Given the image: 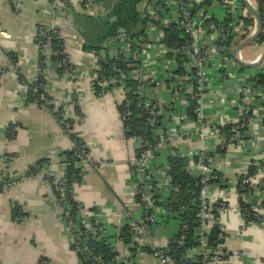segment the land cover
<instances>
[{"label":"crops","instance_id":"0c3cea01","mask_svg":"<svg viewBox=\"0 0 264 264\" xmlns=\"http://www.w3.org/2000/svg\"><path fill=\"white\" fill-rule=\"evenodd\" d=\"M60 1L66 3V8L59 7ZM14 3L16 6L10 0H0V181H14L0 186V264H38L42 260L49 264H82L72 247L76 243L74 235L65 226L61 207L48 182L49 178L66 176L61 163L64 154L73 148L55 117L58 110H62L63 119L73 121V132L87 147L93 163L79 179L73 175L70 181L73 198L85 210L81 217L91 213L95 225L102 226L101 237H110L108 241L117 254V263L160 264L151 253L133 250L132 243L118 238L121 228L135 229L142 221L133 191L144 175L136 170L139 145L126 137L120 119L119 109L124 101L120 86L104 95L95 92L98 61L96 54L87 49L88 44L77 27V17L97 18L103 15V10L94 8L98 14L91 16L81 0H14ZM42 26L60 29L75 72H61L58 64L50 60V50L46 51L43 73L49 102L39 106L28 102L26 88L39 67L41 54L36 33ZM144 40L152 47L147 51L142 74L154 79V84L145 88L146 101L159 106L162 124L172 131V137L155 149L157 153L153 154L148 174L163 180L162 188H167V145L188 159V169L193 174L197 173L194 158L202 148L214 154L213 170L220 176V184L212 185L209 194L224 199L228 205L221 214L224 247L229 253L227 263L264 264V217L258 223L244 225L234 185L247 164L254 166L264 159V111L255 105L254 122L245 130L242 140L229 144L226 153L218 155L216 151L223 138L211 137L202 144L195 135L197 124L188 117L187 107L173 103L170 91L175 78L178 79L175 58L162 51L163 40L155 31ZM117 50L128 53L123 41L111 51ZM243 70L230 54L226 70L216 66L211 72L203 96L205 120L210 127L220 128L235 120L237 81L250 76L243 74ZM172 115L179 119L171 121ZM158 132L162 135L161 130ZM40 161H45L47 168L28 177L31 168ZM251 195L253 202L264 199V176ZM15 207L24 215L23 220L14 217ZM85 220L91 227V220ZM164 228V224L154 227L150 248L167 245L171 237L159 231Z\"/></svg>","mask_w":264,"mask_h":264},{"label":"built area","instance_id":"2783aa9c","mask_svg":"<svg viewBox=\"0 0 264 264\" xmlns=\"http://www.w3.org/2000/svg\"><path fill=\"white\" fill-rule=\"evenodd\" d=\"M10 1L16 6L14 0ZM241 1L242 3L238 5L236 0H144L139 6V10L150 18L146 26V37L151 31H155L156 36L164 40V30L169 26H175L184 38L183 43L178 46L177 49H168L163 42L160 45L164 53L175 58V71L178 70V67L181 69V73L177 74L178 79L176 80L177 77L175 78L170 91L173 103L175 105L182 104L188 108V102L195 100L196 106L193 111L195 115L194 120L197 124L195 135L202 144H205L211 137L221 136L219 128H212L206 122L203 111V96L207 91L209 76L211 72L215 71L216 66L219 67V70H226L230 61L231 50L248 37L253 36L256 32V18L247 7L257 11L260 17H262L261 14L264 17V0ZM81 2L85 10L91 16L98 14L94 9L93 0H81ZM59 7L63 9L66 8V3L60 1ZM217 10L221 13H216ZM262 25H264V22H262ZM262 33L263 28L261 34ZM54 39L62 43L60 51L54 54L62 57V61L58 63V66L60 69L63 68L67 73L73 74L75 72L74 67L69 62L66 53V43L60 29L56 26H42L37 29L36 45L43 53L49 50L51 52L50 42ZM126 46L128 48L127 43ZM137 46L141 48L140 53L127 57L132 58L134 61H141V65L137 70H132L128 74V77L136 80L137 83L140 84V87L144 89L154 84V79L142 74V68L146 67L145 62L148 60L146 56L147 51L152 46L147 40L145 41L144 38L137 41ZM119 54V50L110 52V56L115 60H119ZM260 55L253 59H244L241 51H238L235 54V58L245 63H256ZM177 57L183 60L185 59L186 62L178 66L176 61ZM96 59L98 61V56H96ZM142 62H144V65H142ZM43 71L44 68L38 67L36 76L30 84L38 82L40 76L44 77ZM259 75H264V61L261 67L257 69L256 74L250 75L247 78H240L237 81V87L235 89V108L237 109V116L230 124L232 125L230 137L232 142L236 141L238 143L241 141L243 138V131L253 124V115H256L254 111L255 105H257L258 109L264 111V84L258 86ZM95 78V83L97 87L100 88L99 95L107 93L109 90L108 86H112V88L114 86H120L124 95V101L121 106L123 110L121 109L120 119L124 122L126 117L130 114L128 110L129 102L126 100L125 96L124 76H112L108 81L105 79L99 81L97 80L98 76ZM24 87L26 88V86ZM39 88L45 89V86L41 84L34 86L31 92L36 94ZM40 99L43 100V97H40ZM144 109V113L147 116V123L154 125L156 118L159 116V106L155 103L146 101ZM178 119L179 117L177 115H172L171 117V121H177ZM66 128H68V125H66ZM171 137L172 131L167 128L162 132V135H160V143H158L155 149H159L162 142L168 141ZM131 139L138 143L139 150L141 149L138 153L139 155H136V170L142 172L144 175L143 180L139 184H136L133 191V196L137 200V204L142 212V221L137 225V228H135L136 233L132 246L133 250L142 252L144 251V247L150 248L154 242L153 233L155 220L153 214H151L149 210L153 209L156 198L160 202L164 201L170 186L168 180L167 188H162L161 183L163 180L156 179L153 177L154 174L152 173L148 174V169L153 158V152L148 143L137 137ZM71 141L74 148L77 143L74 140ZM222 145L223 140L220 147H222ZM210 154L211 153H209L207 149L202 148L201 151L196 154V160L194 162V168L200 178L201 185L198 196L201 229L203 231L208 230L210 228V222L215 221V223L220 226L225 239L221 214L224 213L228 205L224 199L219 200L211 197L209 194L211 186L216 185V183L213 184L211 182L217 179L213 170L214 158ZM75 157L78 159V168L81 172L93 164L83 148H80V150L76 152ZM260 162L264 163V159ZM249 167L250 164H247L245 170L239 175L242 176L239 182L244 191L242 193L236 191L237 201L240 199L244 203H249V193L251 192L249 190H253L254 186L258 185L264 176V168L260 167V163L254 165L255 170L251 174L247 173ZM239 182L237 181L234 184L235 190ZM53 185L55 191L60 194V198L57 199V202H60L64 197L62 180L59 178L54 179ZM215 206L218 207L216 218H214L212 214ZM154 211L158 212L159 210L155 208ZM250 211L253 216V221H250L248 224L260 222L264 217V199L253 202L250 205ZM239 214L241 215L244 225H248L245 223L244 216L240 212ZM85 216L86 217L82 218L81 224L87 231H90V226L87 224L88 222L85 218L90 219L92 214L86 213ZM186 231L187 227L183 226L181 232L185 234ZM220 237L222 238V235H220ZM194 251V253L201 256L203 264H228L227 260L223 258L224 253L221 248H216L213 252L211 251L212 254H210L203 240L200 241V248ZM151 256L160 264H174L166 247H151ZM42 264L49 263L43 262Z\"/></svg>","mask_w":264,"mask_h":264},{"label":"trees","instance_id":"16d2710c","mask_svg":"<svg viewBox=\"0 0 264 264\" xmlns=\"http://www.w3.org/2000/svg\"><path fill=\"white\" fill-rule=\"evenodd\" d=\"M144 0H93L94 8H101L103 10V15L97 18L85 17L84 25L81 24L79 27V32H90V35L87 33V36L83 34L86 39L88 47L91 52L98 56V66L99 70L97 71V80L105 79L108 81L112 76H124L125 83V96L126 100L129 102V112L130 114L126 117V120L122 122L125 135L127 138L137 137L143 141H146L150 146L153 154L156 155L157 151L155 150L158 143H160V133L158 130L163 132L166 130L165 126L162 124V118L159 116L156 118L154 125L147 123V116L145 115L144 105L146 102L145 97V88H141L140 84L136 80L128 77V74L132 70H137L140 68V62L134 61L132 58L127 56H132L133 54L140 53L141 48L137 46V41L145 38L146 26L150 21L149 16L144 15L143 12L139 10L140 4ZM100 9V10H101ZM261 20L264 22V17L261 14ZM80 17H77V19ZM90 22H86L89 21ZM78 23V22H77ZM263 33L260 35L259 39L255 41L256 44H261L264 41V25ZM165 36L163 43L168 49H177L180 46L184 38L181 35L178 28L175 26H169L164 30ZM128 44V53L119 54V60H115L110 56L112 48L119 46L120 43ZM62 43L57 40H52L50 42V49L52 56L50 60L56 64L62 61V57L54 55L56 52L60 51ZM41 57L39 60V68L45 67V55L42 50H39ZM170 57V56H168ZM178 66H181L182 63L186 60L179 57L176 58ZM61 72H64V69H60ZM181 73V69L177 70V74ZM20 77V76H19ZM258 86L264 84V75L258 76ZM23 82V81H22ZM24 83V82H23ZM39 84L45 86V79L43 76L39 77V81L35 84H28V102L34 103L36 105H47L49 98L45 92V89L39 88L36 94L31 92L34 86ZM95 92L99 94L100 88L97 87L96 83H93ZM108 89H112V86H108ZM43 97V100L40 99ZM189 107L187 108V115L191 120L195 119L193 113L195 109V100L188 102ZM122 106V105H121ZM120 106L119 112L121 113L122 107ZM53 109L52 106H49ZM123 110V109H122ZM57 121L62 125L63 130L67 133L71 140L76 141L77 145L72 148V150L64 154V160L61 163V166L66 172V191L67 198H62L58 204L62 210V219L65 223V226L70 229L71 227L75 228L76 240L84 246V250L80 248L77 243L72 245L73 249L76 250V253L82 264H125L123 262L117 263V254L114 252L112 245L109 243L110 237H101L102 229L101 225H95L94 219L90 218V231H87L81 224V214L85 211L81 205L73 198L72 196V186L70 182L71 177L74 175L77 179L82 175L81 170L77 167L78 159L75 157L76 152L83 148L87 153V147L84 143L78 138L75 132H73L74 123L73 121L63 119L62 110H58L55 113ZM68 125V128H66ZM221 136L223 138V145L219 147L216 151L218 155H224L226 153L227 146L229 144H236L237 142H232L231 129L232 125H224L219 128ZM246 130V129H245ZM243 131V134L245 132ZM168 148V156L166 157V175L169 180V191L166 195V198L163 202L155 200L153 209L149 210L154 216L155 227L157 219H161L162 222L169 221L170 218H173L179 222V229L176 235L169 239L166 247L169 255L172 257L174 264H203L201 261V256L196 253H192L188 256V252H193L200 248V241L203 240L206 243V249L209 251L215 250L216 248H221L224 255L223 258L228 260L229 253L224 247V235L221 231L220 226L211 221L210 228L203 231L201 229L200 223V204L198 202L199 191L201 188L200 178L197 173H191L188 169L189 162L188 159L182 156L176 148ZM141 151H137L138 153ZM214 157V154H210ZM196 158H194L195 162ZM260 163V167L264 168V163ZM45 161L38 162L30 170L29 176L37 175L40 170L47 168ZM255 170L254 166H250L247 170V173L251 174ZM217 179L212 181L213 184H220V176L214 172ZM242 176L238 177V182ZM62 183L63 179L61 178ZM54 178H49L48 182L51 185L52 192L56 199L60 198L59 192L55 191L53 185ZM0 187V191H1ZM236 191L242 193L244 191L243 187L240 185V182L236 186ZM249 193V203H244L240 199L237 201V207L239 212L244 216L245 223L248 224L250 221H253V216L250 211V205L252 201V190ZM247 191V192H249ZM238 193V194H239ZM246 193V191H245ZM157 208L159 211L156 212L154 209ZM215 209L212 211L213 217L216 218L218 207L215 206ZM14 217L17 220H23L24 215L19 214L18 208L15 207ZM163 225V224H161ZM187 227L185 234L181 232L182 227ZM154 227V226H151ZM135 229L130 226H125L119 230L118 238L128 244L133 243L135 237ZM222 235V238L220 237ZM144 251L151 253V248L144 247ZM43 262L48 263L47 260H42L38 264Z\"/></svg>","mask_w":264,"mask_h":264},{"label":"water","instance_id":"95a60500","mask_svg":"<svg viewBox=\"0 0 264 264\" xmlns=\"http://www.w3.org/2000/svg\"><path fill=\"white\" fill-rule=\"evenodd\" d=\"M247 9L254 15V17L256 18V21H257V29H256V32L254 33L253 36L251 37H248L247 39H245L243 42H241L239 45H237L231 52V57L232 59L242 68V69H245V70H257L261 67L262 65V62L264 61V51L262 52V54L260 55L258 61L256 63H245L243 61H240L238 59L235 58V54L236 52L238 51H241L242 49H244L245 47L251 45L252 43H254L255 41H257L261 35V32H262V20H261V17L259 15V13H257V11H255L254 9L250 8V7H247ZM8 176H6L7 178ZM66 176L64 175L63 176V189H64V198H67V189H66V186H67V183H66ZM76 180V178H75ZM14 181H8V182H4V181H0V186H5V185H9V184H12ZM71 232L73 233L74 235V239L76 240V236H75V228L74 227H71L70 228ZM76 243L80 246V248L82 250H84V246L78 242L76 240Z\"/></svg>","mask_w":264,"mask_h":264},{"label":"rangeland","instance_id":"374dc122","mask_svg":"<svg viewBox=\"0 0 264 264\" xmlns=\"http://www.w3.org/2000/svg\"><path fill=\"white\" fill-rule=\"evenodd\" d=\"M236 1L238 2V5H240L242 3L241 0H236ZM216 13L220 14L221 12L217 10ZM86 22H90V20L86 21ZM83 23H84V18H82V17L78 18V23H77L78 26L80 27L81 24L84 25ZM87 33L90 35L89 31L79 32V35L81 38H83L86 41V39L84 38L85 36L83 34H85L87 36ZM86 42H88V41H86ZM263 50H264V43H261V44L252 43L250 46L242 49L241 53H242L243 58L252 59L258 53L262 52ZM242 72H243V74L253 75V74H256L257 70H243ZM157 223H159V225L164 224L165 228L159 229V231H163L164 235H166V237L172 238L179 229V222L173 218H170V220L168 222L164 221V223L162 222L161 219H157ZM191 254H192V251L188 252V256Z\"/></svg>","mask_w":264,"mask_h":264}]
</instances>
